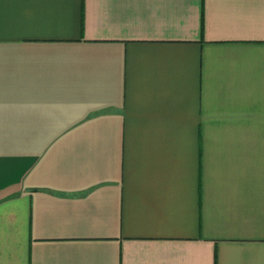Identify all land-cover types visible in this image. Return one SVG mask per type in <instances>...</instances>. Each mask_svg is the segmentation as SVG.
I'll use <instances>...</instances> for the list:
<instances>
[{
  "label": "crops",
  "instance_id": "obj_1",
  "mask_svg": "<svg viewBox=\"0 0 264 264\" xmlns=\"http://www.w3.org/2000/svg\"><path fill=\"white\" fill-rule=\"evenodd\" d=\"M0 264H264V0H0Z\"/></svg>",
  "mask_w": 264,
  "mask_h": 264
}]
</instances>
